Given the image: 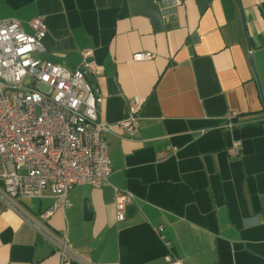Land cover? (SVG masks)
I'll list each match as a JSON object with an SVG mask.
<instances>
[{
	"label": "crops",
	"instance_id": "1",
	"mask_svg": "<svg viewBox=\"0 0 264 264\" xmlns=\"http://www.w3.org/2000/svg\"><path fill=\"white\" fill-rule=\"evenodd\" d=\"M178 1L0 0V20L28 32L44 18L43 58L73 71L94 51L88 79L111 125L112 168L106 185L73 187L48 219L49 189L0 197V264H264V0ZM144 53L153 58L133 59ZM135 98L129 137L119 124ZM116 189L133 197L122 223Z\"/></svg>",
	"mask_w": 264,
	"mask_h": 264
},
{
	"label": "built area",
	"instance_id": "2",
	"mask_svg": "<svg viewBox=\"0 0 264 264\" xmlns=\"http://www.w3.org/2000/svg\"><path fill=\"white\" fill-rule=\"evenodd\" d=\"M29 27L31 32L15 19L0 20V197L14 204L40 199L49 189L55 204L42 216L48 219L70 206L73 187L109 182L111 125L100 117L102 97L88 79L99 69L94 51L83 50L80 66L68 70L42 57L48 32L44 18H33ZM152 58L150 53L133 57L135 61ZM141 107L142 101L132 99L130 117L119 124L129 137L138 132ZM236 118V113H229L223 128L233 130ZM241 149L236 141L227 152L239 156ZM132 201L131 194L116 189L118 223L126 220ZM60 248L64 257L70 256L66 244ZM166 264L183 263L168 258Z\"/></svg>",
	"mask_w": 264,
	"mask_h": 264
},
{
	"label": "water",
	"instance_id": "3",
	"mask_svg": "<svg viewBox=\"0 0 264 264\" xmlns=\"http://www.w3.org/2000/svg\"><path fill=\"white\" fill-rule=\"evenodd\" d=\"M250 50H251V49H250ZM250 60H251L252 64H254L253 55H251V53H250Z\"/></svg>",
	"mask_w": 264,
	"mask_h": 264
}]
</instances>
